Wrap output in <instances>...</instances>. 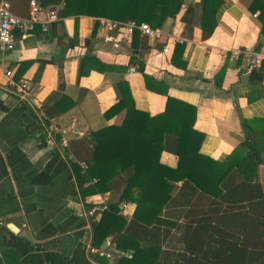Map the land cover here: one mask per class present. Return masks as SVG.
Masks as SVG:
<instances>
[{
    "label": "crops",
    "instance_id": "1",
    "mask_svg": "<svg viewBox=\"0 0 264 264\" xmlns=\"http://www.w3.org/2000/svg\"><path fill=\"white\" fill-rule=\"evenodd\" d=\"M3 1L14 16L27 15L30 0ZM250 1L226 0L206 39L197 27L190 34L183 32L182 8L159 29L163 45L139 35L133 50L132 38L116 47L106 40L117 34L101 23L108 20L70 17L56 22V6L42 8L40 23L30 34L13 33V50L0 54V264H115L124 253L131 254L116 250L113 236L106 237L98 248L92 247L91 224L99 220L101 212L85 216L91 208L85 206L99 199L116 201L123 178H114L108 192L81 198L70 167L77 163L79 168L80 163L72 158V148L82 149L90 132L116 121L117 116L106 119L104 113L117 102V82H126L134 108L149 116L162 112L165 97L145 89L143 74L165 86L169 98L192 106V129L202 135L198 152L213 161H221L243 142L242 121L264 120V79L261 84L249 83L245 63L230 59L232 51H253L257 45V68L264 59V36L258 37V13L247 10ZM176 44L183 45L177 59L184 63L182 69L170 63ZM131 53L143 63L142 73L136 65H128ZM85 55L106 66L127 69L90 71L77 78L79 60ZM41 61L46 62L42 67ZM223 67L224 75L215 87L214 79ZM9 79L26 81V102L6 90ZM158 162L173 169L177 158L162 152ZM255 184L264 200V165L257 168ZM180 185L175 184L174 198L163 208L161 222L182 221L183 197H176ZM242 194L241 186L235 187L218 200L224 206H236L243 204ZM194 203V209H199ZM134 210V204L122 202L116 215L128 223ZM172 233L170 230L168 235ZM169 236H159L162 251L168 250L164 243ZM103 243L109 259L88 252L89 247L100 250Z\"/></svg>",
    "mask_w": 264,
    "mask_h": 264
},
{
    "label": "trees",
    "instance_id": "2",
    "mask_svg": "<svg viewBox=\"0 0 264 264\" xmlns=\"http://www.w3.org/2000/svg\"><path fill=\"white\" fill-rule=\"evenodd\" d=\"M225 1L62 0L55 5L56 22L89 17L118 24L145 23L159 30L167 19L173 20L184 8L180 18L183 32L190 34L197 27L201 38L206 39L212 34ZM247 10L258 13L261 25L258 37L264 36V0H251ZM138 36L134 31L132 50ZM158 41L160 46L165 42L162 37ZM182 50L183 45L176 44L170 59L171 65L181 69L184 63H177V59ZM257 51L258 45L253 52ZM45 64L41 61L40 67ZM128 65H136L143 72V63L134 60L132 53ZM126 69L106 66L85 55L79 60L76 76H86L90 71ZM246 70L249 83L261 84L264 59L258 68ZM224 71L225 67L217 73L215 87H219ZM142 78L146 90L165 97L162 112L149 116L137 111L126 82L119 81L114 85L117 102L104 113L106 119L116 116L118 119L108 127L90 132L87 143L82 142V149L71 145L72 158L86 164L81 173L77 163H70L81 198L110 191L116 177L124 180L117 200L106 202V210L91 224V246L98 248L106 237L113 236L116 250L131 253L129 259L120 258L115 264H264V200L255 184L257 168L264 165V120L242 121L243 142L221 161H213L198 152L202 135L192 129L195 109L169 98L166 87L152 77L143 74ZM43 123L47 125L44 120ZM162 152L177 158L175 168L159 164ZM93 179L95 183H90ZM179 182L176 197H183L182 221L161 222L162 210L174 198L175 184ZM240 186L243 204L224 206L218 200L223 192ZM194 201L199 209H194ZM122 202L135 205L128 223L116 215ZM159 236H169L164 243L168 250H161Z\"/></svg>",
    "mask_w": 264,
    "mask_h": 264
},
{
    "label": "built area",
    "instance_id": "3",
    "mask_svg": "<svg viewBox=\"0 0 264 264\" xmlns=\"http://www.w3.org/2000/svg\"><path fill=\"white\" fill-rule=\"evenodd\" d=\"M42 7L37 3L36 0H30L27 7V15L25 17H17L10 13L9 4L3 0H0V54L10 52L14 48L15 38L14 32H18L21 36H26L30 34L35 24L40 23L39 16L41 14ZM102 24L112 30H116V35L111 38H106V40L114 47L120 42H128L134 31H137L141 37H144L150 41H158L162 37V33L158 29L150 28L145 23L135 24L132 21H129L124 24H118L110 21H101ZM43 25V24H42ZM42 30H45V27L42 26ZM231 60H239L245 63L247 69L257 68L258 62L260 61V56L253 51L248 50H234L230 53ZM132 69H129V72H132ZM6 76L9 77L10 73L7 72ZM6 90L16 97L20 102L27 101V92L28 85L26 81L20 80L14 82L9 79L5 84ZM63 145L64 142H61ZM71 159L68 157L67 161ZM81 173H84L86 166L84 163H78ZM91 183H95L93 179ZM124 205L122 208L124 209ZM106 210L105 199L100 200L99 202H94L91 205V208L86 212L85 216L90 218L96 213H100ZM88 252L95 254L99 257H104L105 259L110 258V254L106 251H101L89 247ZM123 258H130L128 253L122 255Z\"/></svg>",
    "mask_w": 264,
    "mask_h": 264
},
{
    "label": "water",
    "instance_id": "4",
    "mask_svg": "<svg viewBox=\"0 0 264 264\" xmlns=\"http://www.w3.org/2000/svg\"><path fill=\"white\" fill-rule=\"evenodd\" d=\"M40 6H55L61 3L62 0H36ZM105 244L103 243L100 247L101 251L105 250Z\"/></svg>",
    "mask_w": 264,
    "mask_h": 264
}]
</instances>
